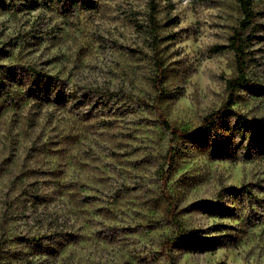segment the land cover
Instances as JSON below:
<instances>
[{
    "label": "rangeland",
    "instance_id": "rangeland-1",
    "mask_svg": "<svg viewBox=\"0 0 264 264\" xmlns=\"http://www.w3.org/2000/svg\"><path fill=\"white\" fill-rule=\"evenodd\" d=\"M252 8L246 74L261 88L237 90L233 107L257 119L264 2ZM240 19L236 0H154V11L149 0H0V264H264V133L239 142L219 126L215 158L206 134L172 138L160 120L197 131L227 99ZM24 67L65 80V94L119 95L54 103L43 82L27 89ZM54 227L62 234L46 235Z\"/></svg>",
    "mask_w": 264,
    "mask_h": 264
},
{
    "label": "trees",
    "instance_id": "trees-1",
    "mask_svg": "<svg viewBox=\"0 0 264 264\" xmlns=\"http://www.w3.org/2000/svg\"><path fill=\"white\" fill-rule=\"evenodd\" d=\"M256 1L264 0H236L241 19L238 23V26L233 30L231 35L228 38L227 47L232 51L234 59V69L233 72L225 80V87L228 91L227 99L214 110L209 111L201 120L200 126L197 131H192L189 129H179L171 125L165 118L161 116V124L163 128L169 133L172 138L184 137V138H193L199 132L200 134H206L210 140V152L215 157L218 158L225 153V149L222 148L219 140L215 137L216 130L219 126L223 125V129L228 131L232 137H238L239 142L247 141L252 138L253 131H258L264 133V116L257 119H248L246 116L238 113L234 107V94L237 90L244 88H254L260 90L258 84H254L247 78L246 74V65H247V47L251 41V36L249 34L253 27L254 12H253V3ZM150 9L154 11V0H149ZM148 30L147 33L152 36L156 31L157 25L155 16L152 15L149 17V24L146 26ZM155 65H156V76L153 78V86L157 92V97H163L164 95V74H163V64L158 56H155ZM24 75L27 76L28 86L27 89L35 91L38 86V83L43 82L45 85L43 94H48L52 92V101L54 103H65L69 99H72V105H89L90 107H104L109 103L113 97H117L119 93L117 91L109 90L108 88H87V89H78L70 93L65 94L64 87L66 82L63 79H60L57 75H51L44 72H34L33 69L27 67L22 68ZM2 81L0 80V87ZM9 94L6 92V96ZM35 95H38L35 92ZM232 119V124H229L227 120ZM259 143L263 142L262 139L258 140ZM250 148L248 145L245 146L243 156L248 157L250 155ZM170 153V151H169ZM32 200L39 201L40 195L37 194V191L31 190L24 192ZM165 200L167 205L170 207L168 210V215L172 220L173 218V208L174 203L172 198L165 194ZM209 209L211 211H218L216 206L209 204ZM62 232L58 230V227H54L49 235L52 238L56 235H61ZM48 236V237H49ZM42 236H31L26 238V240H36L41 239ZM185 236L179 234L172 240H166L162 243V251L164 255H168L169 252L178 245L184 243ZM195 241V240H193ZM1 249V246H0Z\"/></svg>",
    "mask_w": 264,
    "mask_h": 264
}]
</instances>
